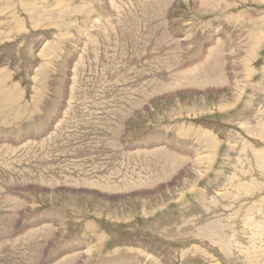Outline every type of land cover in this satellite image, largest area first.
Returning a JSON list of instances; mask_svg holds the SVG:
<instances>
[{
  "label": "rangeland",
  "instance_id": "obj_1",
  "mask_svg": "<svg viewBox=\"0 0 264 264\" xmlns=\"http://www.w3.org/2000/svg\"><path fill=\"white\" fill-rule=\"evenodd\" d=\"M0 264H264V0H0Z\"/></svg>",
  "mask_w": 264,
  "mask_h": 264
},
{
  "label": "bare ground",
  "instance_id": "obj_2",
  "mask_svg": "<svg viewBox=\"0 0 264 264\" xmlns=\"http://www.w3.org/2000/svg\"><path fill=\"white\" fill-rule=\"evenodd\" d=\"M18 28H19V27H18ZM22 29H23V28H21L20 31H21ZM23 30H24V29H23ZM259 37H260V35H259ZM221 41H222V40H221ZM212 52H213V51H211L210 54H211ZM218 53L221 54V51H218ZM3 73H4V71H3ZM7 77H8V76H7ZM4 78H5V77H4ZM1 88H2V87H1ZM48 122H49V121H48ZM29 141H30V140H29ZM31 145H32V144H31ZM168 152H169V150H168ZM198 157H201V156H198ZM198 159H200V158H198ZM181 198H182V197H181ZM84 252H85V255H89V253H91L92 251H91V249H87V250H85ZM84 252H83V253H84ZM91 254H92V253H91Z\"/></svg>",
  "mask_w": 264,
  "mask_h": 264
}]
</instances>
